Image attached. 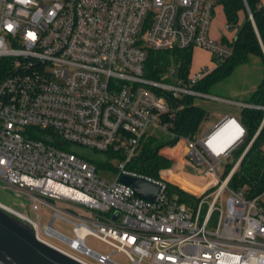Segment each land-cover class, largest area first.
Here are the masks:
<instances>
[{"label": "built area", "instance_id": "1", "mask_svg": "<svg viewBox=\"0 0 264 264\" xmlns=\"http://www.w3.org/2000/svg\"><path fill=\"white\" fill-rule=\"evenodd\" d=\"M217 6L220 0H0V181L25 193L36 219L0 206L84 264L93 263L78 255L117 264L114 252L133 264H264V189L250 197L246 187L229 186L264 125V104L236 103L262 111L249 137L232 115L201 134L170 129L185 96L216 99L192 87L232 54L238 22L225 21L221 37L210 36ZM195 48L210 54L211 67L183 78L175 62L158 79L144 76L148 50ZM155 131L184 142L185 156L210 183L204 193L181 201L168 191L166 172L153 178L126 169ZM76 148L112 153L105 162L118 161L114 179L97 173L111 165L99 168ZM258 150L264 156V142ZM122 174L157 185L156 196L137 197L118 182ZM47 206L53 217L39 225L37 211ZM54 218L70 224V237L52 227ZM88 235L111 252L87 247Z\"/></svg>", "mask_w": 264, "mask_h": 264}, {"label": "trees", "instance_id": "2", "mask_svg": "<svg viewBox=\"0 0 264 264\" xmlns=\"http://www.w3.org/2000/svg\"><path fill=\"white\" fill-rule=\"evenodd\" d=\"M225 21L235 25L238 29L232 41V54L214 70L205 75L192 88L207 93V88L218 80L227 76L231 70L249 60L250 56L258 58L263 67L262 77L252 91L249 103L264 104V0H246L252 14L253 24L243 11L241 0H220ZM239 16H243L242 20ZM191 51L189 50H148L144 64V76L150 79H158L164 72L165 67L171 63H179L178 76L186 78L189 73ZM194 97L185 96L179 102L180 108L171 120V131L176 136H190L194 134L203 119L205 111L193 103ZM262 111L242 108L239 121L247 131V137L257 129ZM163 136L168 137L167 140ZM176 138L165 133H151L145 135L140 143L136 154L126 164V169L138 174L157 178L160 172L173 167L174 161L167 155L158 152L159 147L166 143H172ZM264 142V125L252 143L251 147L243 156L238 168L232 175L229 186L232 188L246 187L247 194L253 197L264 189V156L258 150L260 143ZM242 147L237 149L235 158ZM83 154L80 156L94 163L97 167H110L105 161L114 157L110 152L96 153L86 149H79ZM76 152V151H75ZM79 154V153H78ZM174 190L170 185L168 191ZM179 193V192H178ZM179 200L184 199L179 194Z\"/></svg>", "mask_w": 264, "mask_h": 264}, {"label": "rangeland", "instance_id": "3", "mask_svg": "<svg viewBox=\"0 0 264 264\" xmlns=\"http://www.w3.org/2000/svg\"><path fill=\"white\" fill-rule=\"evenodd\" d=\"M243 17V16H239ZM223 23L222 11L219 6L214 9L213 18L211 20V35L216 36V31L221 30ZM205 63L209 67L212 66V62L203 51H195L190 60L191 68H195L197 65ZM263 67L258 58L250 56L249 60L244 63L235 66L231 72L224 78L218 80L207 88V94L214 98L195 97L193 103L201 107L206 117L199 125L197 132L201 134L205 132L210 126L216 123L224 115H232L236 119H240V110L237 102H248L252 91L260 82L262 77ZM150 128L147 127L146 131ZM154 133H159L155 131ZM168 137L163 136V139L167 140ZM159 153L167 155L170 159L174 160L172 168L162 171L167 173L166 178L170 181V186L179 194L184 200H190L194 198V195H200L204 193L210 183L202 173L194 166V164L185 156L186 148L182 141L175 139L172 143H166L159 147ZM111 169L97 170V173L106 180L114 179L113 168L117 167L118 161L110 159ZM104 167V166H103ZM226 194V193H225ZM223 194V197L225 196ZM0 203L6 205L18 212L26 214L32 219H36L35 213L30 209V200L26 198L24 192L19 195L14 194L12 189L0 181ZM53 204H55L53 202ZM38 223L39 225L47 224L53 217L54 208L47 206L40 208L38 211ZM52 227L56 230L64 233L70 237V224L54 218L52 221ZM46 239L64 249L67 246L53 237H46ZM84 243L87 247L93 251L99 253L111 252L100 240L93 236H86ZM85 261L95 263L94 260L86 255H78ZM111 260L117 264H133L123 253L114 252L110 255Z\"/></svg>", "mask_w": 264, "mask_h": 264}, {"label": "water", "instance_id": "4", "mask_svg": "<svg viewBox=\"0 0 264 264\" xmlns=\"http://www.w3.org/2000/svg\"><path fill=\"white\" fill-rule=\"evenodd\" d=\"M77 153L81 150L74 149ZM118 182L133 193L151 201L159 187L144 179L120 175ZM116 213L113 214L114 219ZM0 264H84L37 238L33 227L23 218L0 206Z\"/></svg>", "mask_w": 264, "mask_h": 264}, {"label": "crops", "instance_id": "5", "mask_svg": "<svg viewBox=\"0 0 264 264\" xmlns=\"http://www.w3.org/2000/svg\"><path fill=\"white\" fill-rule=\"evenodd\" d=\"M219 7L221 8V11H222V7H221V6H219ZM242 18H243V17H239L240 20H242ZM222 19H223V23H222V25H221V30H220V31H216V36H212V35L210 34V36H211L212 38L219 39V38L221 37V35L224 33V32L222 31V26H223V24H224V22H225V18H224V15H223V11H222ZM210 33H211V27H210ZM195 51H203V52L207 53V55H208L209 58H210V54H209L207 51L202 50V49H199V48H195V49H193V50L191 51V57H192V55L194 54ZM210 60H211V59H210ZM203 65L208 66V64H205V63H201V64L197 65V66H196L195 68H193V69H192L191 66H190L189 72H193V71H195L196 69H198V67L203 66Z\"/></svg>", "mask_w": 264, "mask_h": 264}, {"label": "bare ground", "instance_id": "6", "mask_svg": "<svg viewBox=\"0 0 264 264\" xmlns=\"http://www.w3.org/2000/svg\"><path fill=\"white\" fill-rule=\"evenodd\" d=\"M216 132H217V131H215V133H216ZM218 133H219V132H218ZM216 134H217V133H216ZM217 135H218V134H217ZM228 142H229V141H226L225 144L228 145ZM225 144H224V146H225Z\"/></svg>", "mask_w": 264, "mask_h": 264}]
</instances>
